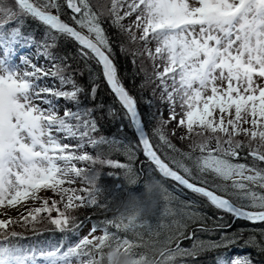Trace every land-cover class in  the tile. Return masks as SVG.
<instances>
[{
    "label": "snow or ice",
    "instance_id": "snow-or-ice-1",
    "mask_svg": "<svg viewBox=\"0 0 264 264\" xmlns=\"http://www.w3.org/2000/svg\"><path fill=\"white\" fill-rule=\"evenodd\" d=\"M153 170L172 182L159 207L120 213ZM109 249L264 264V0H0V264Z\"/></svg>",
    "mask_w": 264,
    "mask_h": 264
},
{
    "label": "clouds",
    "instance_id": "clouds-1",
    "mask_svg": "<svg viewBox=\"0 0 264 264\" xmlns=\"http://www.w3.org/2000/svg\"><path fill=\"white\" fill-rule=\"evenodd\" d=\"M134 184L128 185L118 202L120 213L133 219L149 218L159 207L165 196V185L154 176L144 178L141 191L135 192ZM105 264H136L134 258L122 250L109 249L105 255Z\"/></svg>",
    "mask_w": 264,
    "mask_h": 264
},
{
    "label": "trees",
    "instance_id": "trees-1",
    "mask_svg": "<svg viewBox=\"0 0 264 264\" xmlns=\"http://www.w3.org/2000/svg\"><path fill=\"white\" fill-rule=\"evenodd\" d=\"M29 23H31V22H29ZM33 27H35V25H33ZM41 35H42V31H37L36 38L37 39H40L41 38ZM67 50L68 51H71L73 53L75 51V49H74V47L72 45H69L68 48H67ZM116 54H117V61H118L119 65H120L121 73L124 72L125 68H127L128 72H131L132 65H131L130 58L129 59H125L124 57L120 56L118 49H117ZM81 66H83L82 63H81ZM79 79H80V82L81 83H83V84H86L87 83V76L86 75L83 76V77H80ZM124 83H125L126 87H128L129 89H133V84H132V81L130 79L126 78L124 80ZM136 84H139V79L136 80ZM109 91L110 90H108L107 87H106V85H105L103 87V90H99L98 91L97 99L100 100L101 98H103V102L105 104H108L111 101V97L107 94ZM132 94L133 95H137V93L134 90H133ZM140 111L141 112L146 111V108H145L144 105H141L140 106ZM114 130L115 129L113 127H107V128H105V131L107 133H109V134H111V132H113ZM172 139H173V143L177 144L178 147H184V145H182L180 142L177 141L176 137H173ZM153 142L155 143V140H153ZM121 159H123V158H121ZM144 159L145 158L143 157V155L142 154H139V160L137 161V166H139V161L144 160ZM152 176L156 177L157 179H160L164 183L165 187L171 188L172 182L171 181H168L166 179H163L154 170L152 171ZM145 178H147V175L145 176ZM133 191L140 192L141 191V188L140 187H136V188L133 189ZM89 212H90V210H81V212L80 213H77V214L78 215H81V218H83V215L88 214ZM238 226H241L242 227L244 225H238ZM16 230L17 231H23V229H20V228H17ZM25 235L28 236V237H31L32 234L30 232H26ZM48 235H50V234L46 233L45 234V237H47ZM56 238L57 239L60 238L59 234H57ZM22 242L26 243L27 241H22ZM243 251L244 252H247L249 250L245 249ZM207 259L210 260L211 259V256H209Z\"/></svg>",
    "mask_w": 264,
    "mask_h": 264
},
{
    "label": "rangeland",
    "instance_id": "rangeland-1",
    "mask_svg": "<svg viewBox=\"0 0 264 264\" xmlns=\"http://www.w3.org/2000/svg\"><path fill=\"white\" fill-rule=\"evenodd\" d=\"M29 51H34V49H31V50H29ZM41 63H43V61L41 60L40 61ZM164 116H165V119H167V116H168V113L165 111V113H164ZM173 127H175V124H171V125H169V128L171 129V128H173ZM177 141L179 142V140L177 139ZM171 189V188H170ZM49 195H51L50 193H49ZM90 230V224L87 226V227H85L84 229H83V231L81 232V236H83V235H86L87 234V232ZM186 244H187V242H185Z\"/></svg>",
    "mask_w": 264,
    "mask_h": 264
},
{
    "label": "water",
    "instance_id": "water-1",
    "mask_svg": "<svg viewBox=\"0 0 264 264\" xmlns=\"http://www.w3.org/2000/svg\"><path fill=\"white\" fill-rule=\"evenodd\" d=\"M164 179V178H163Z\"/></svg>",
    "mask_w": 264,
    "mask_h": 264
}]
</instances>
